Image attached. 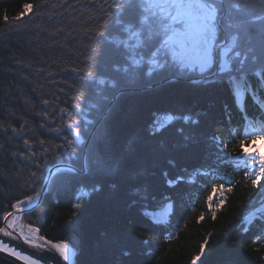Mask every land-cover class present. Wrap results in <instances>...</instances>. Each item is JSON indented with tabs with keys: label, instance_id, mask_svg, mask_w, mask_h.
<instances>
[{
	"label": "trees",
	"instance_id": "trees-1",
	"mask_svg": "<svg viewBox=\"0 0 264 264\" xmlns=\"http://www.w3.org/2000/svg\"><path fill=\"white\" fill-rule=\"evenodd\" d=\"M102 3L103 0L96 4L87 0H0V144L4 145L0 148V218L12 211L10 204L17 198L32 194L24 186L32 171L37 172L33 188L40 193L53 165L78 163L75 157L69 161L61 155L64 150L54 145L64 141L49 131V127H62L61 121L68 119L59 111L64 107L73 112L83 131L82 142L73 145L76 155L87 156L92 148L94 155L103 156L106 136L111 137L117 150H124L133 134L137 136L136 152L123 175L85 173L66 189L47 185L39 206L20 215V224L39 228L38 235L53 242L70 241L77 245L73 249L75 264H189L205 237L208 242L201 257L203 264H264V212L257 211L262 208L260 189L245 185L243 167L234 170L223 162L213 163L218 170L216 176L196 175L201 166H207L208 152L214 151L206 143L207 135H217L231 144L234 141L230 133L239 138L236 134L242 135L245 127H259L258 118L264 115L259 111L264 89L254 101L250 92L230 89L226 81L211 88L188 82L198 79L195 73L191 79L172 83H164L159 77L147 78L150 82L144 86L117 93L114 107L113 103L104 102L98 108L92 99H85L81 101L82 111L76 113L70 97L77 91L88 97L89 90L82 74L66 69L95 67L97 81L103 79L109 84L115 74L110 68L101 67L105 53L96 42L99 38L84 31L89 25L95 26L92 21H85L95 14L93 8ZM250 3L257 8L262 6L260 0ZM25 4L35 7L17 20L24 13ZM250 85L256 88L258 80L250 78ZM238 93L245 97L242 108L236 104ZM44 99L49 100L47 106L41 103ZM109 108L112 111L102 131L98 115ZM245 112L250 122L244 119ZM184 115L200 120V124L175 119ZM156 121L162 127L153 133ZM22 123V135L11 132V127L19 130ZM189 134L193 135V142L185 140ZM24 139L30 141L31 149L24 145ZM41 139L45 140L44 145L39 144ZM44 147L49 152L40 156ZM33 151L37 156L30 155ZM14 152H24L25 157L13 156ZM45 159L48 165L37 169L36 164H43ZM178 177L184 179L175 187L170 186L168 181ZM219 177L232 181L233 192L227 194L225 205L213 220L206 201L211 196L215 203L217 194L212 191V183L219 184ZM93 187L100 190L92 192ZM145 188L149 193L146 198L136 195ZM77 196L81 198L80 208L73 214L71 205ZM133 200L137 202L132 204ZM173 202L174 211H169L167 226L158 227L144 215L146 211L162 213V206ZM200 213L205 218L197 223ZM255 213L256 218L247 221ZM2 223L0 219V227ZM142 232L144 236L140 235ZM169 232L176 238L170 239ZM145 237L151 240L141 243Z\"/></svg>",
	"mask_w": 264,
	"mask_h": 264
},
{
	"label": "snow or ice",
	"instance_id": "snow-or-ice-1",
	"mask_svg": "<svg viewBox=\"0 0 264 264\" xmlns=\"http://www.w3.org/2000/svg\"><path fill=\"white\" fill-rule=\"evenodd\" d=\"M97 2L98 0H87L89 4ZM260 3L262 6L257 8L250 3V0H111V3L109 0H103L99 8H93L92 11L95 14L88 16L85 21V23L92 21L95 26L89 25L84 31L99 38L96 42L103 46L105 53L101 67L110 68L115 74L111 77L112 84H109L103 79L97 81L98 72L95 67L66 69L78 75L82 74L89 90L88 97L80 91H77L74 97H70L74 101L71 105L72 109L80 113L81 101L85 99H92L98 108L104 102L113 103L114 107L117 93L123 94L125 91L144 86L146 82H150L147 78L159 77L164 83H172L181 78L191 79L193 73L198 76V79H192L194 84L211 88L226 81L230 89L250 92L253 100H257L261 89H264V0H260ZM34 7L32 4H25L24 13L16 19H22ZM60 31L63 29H57V32ZM55 34L52 33V35ZM113 64L116 67H112ZM214 66L215 71L212 70ZM252 77L258 80L256 88L250 85ZM41 103L47 106L49 100L44 99ZM59 111L68 119L61 121L62 127H49L50 132L60 136L64 141L54 147L63 149L62 156L66 155L69 161L75 157L78 163L75 166L69 163L65 167L59 164L53 165L55 172L49 171V176L46 178L47 185L60 190L66 189L76 177L85 173L98 176L125 173L136 152L137 136L135 134L128 138L124 150H117L111 137L106 136L103 156L94 155L92 148L89 149L87 156L76 155L73 145L81 143L83 135L80 122L74 118L73 112L68 108L62 107ZM111 111L112 108L99 112L98 119L102 125V131L105 130ZM225 111L230 117L227 109ZM259 111L264 113V102L259 105ZM43 118L48 119L46 108ZM175 119H181L193 125L200 124V120L192 119L188 115L175 117ZM244 119L249 121L246 112ZM258 124L259 127L254 128L251 134L245 127L242 135L236 134L239 138H235L230 133V139L234 141L231 144L228 141H222L217 135H207L206 143L214 151L208 152L207 166H201L196 175L216 176L218 170L213 167V163L223 162L232 166L234 170L243 167L242 179L245 185H250L253 190L260 189L262 205L260 211L264 212V154L254 147L258 141L264 140V115L258 118ZM40 127L43 128L44 125L41 124ZM161 127L160 121L154 122L152 132H160ZM24 129L25 124L22 123L19 130L11 127V132L20 136ZM184 138L189 142L194 140L192 134ZM23 143L31 149L32 144L28 139H24ZM39 144L44 145L45 140H39ZM3 147L4 145L0 144V148ZM237 150H239L238 155ZM48 152L49 148L44 147L39 155L43 156ZM12 155L22 159L25 157L24 152H14ZM30 155L37 156V153L33 151ZM48 163L49 161L45 159L43 164H36V168L42 169ZM36 177L37 172L32 171L24 182V186L31 189L32 194L17 198L10 204L12 211H6L0 218L4 224L0 227V236L7 238L0 240V253L22 260L25 264H40L39 259L22 255L11 244L12 240H22L29 246L52 251L64 264H75L73 257L76 253L73 249L77 245L70 241L53 242L39 236V228L20 224V213L34 211L39 206L40 193L33 188ZM183 179L178 177L177 180L168 181V183L175 187ZM219 179L221 180L219 184L212 183V191L217 194L215 203L213 204L211 196L206 201L208 213L213 220L225 205L228 199L227 194L233 192L231 180L225 181L223 177ZM225 183L228 184L227 187ZM99 190L97 187L91 189L92 192ZM148 194L146 188L136 193L142 198H146ZM80 199L77 196L71 205L73 214L80 208ZM136 202L133 200L132 204ZM162 207L164 208L162 213L147 211L144 213L158 227L167 226L170 223L167 213L168 209L174 211V202L165 203ZM204 218V213H200L196 217V222L200 223ZM69 223L73 222L69 221ZM180 231H183V228ZM140 235L145 234L142 232ZM169 238L175 239V234L169 232ZM150 240L151 237H145L141 243ZM207 242L205 237L204 242L199 245L198 254L191 257L189 264H197L198 261L203 264L201 257L205 254Z\"/></svg>",
	"mask_w": 264,
	"mask_h": 264
},
{
	"label": "water",
	"instance_id": "water-1",
	"mask_svg": "<svg viewBox=\"0 0 264 264\" xmlns=\"http://www.w3.org/2000/svg\"><path fill=\"white\" fill-rule=\"evenodd\" d=\"M188 82H192V81L189 80ZM60 166L65 167L67 165H60ZM50 170L52 172H55L54 167H52ZM49 171L47 173L46 178L49 176ZM46 187H47V183L45 179L40 195L38 197L39 204L42 201L46 193ZM29 212H32V211H25V212L20 213L19 215L26 214ZM2 239H7V238L0 236V240ZM11 244L14 245L16 250L20 251L22 255H30L31 258L33 259H39L40 264H64V262L58 257V255L53 253L52 251L29 246L27 244H24L22 240H12ZM0 264H25V262L22 260H16L15 258H12V257H7L5 254L0 253Z\"/></svg>",
	"mask_w": 264,
	"mask_h": 264
},
{
	"label": "rangeland",
	"instance_id": "rangeland-1",
	"mask_svg": "<svg viewBox=\"0 0 264 264\" xmlns=\"http://www.w3.org/2000/svg\"><path fill=\"white\" fill-rule=\"evenodd\" d=\"M187 81H189V80H187ZM238 97H239V96H238ZM239 98L241 99V97H239ZM252 130H253V129H248L249 134H251ZM254 147L257 148V149H259V150L261 151V153L264 154V144L262 143V141H258ZM260 209H261V208H260ZM260 209L257 210V211H258V212H261ZM169 211H170V209H168L167 216H168V214H169ZM163 212H164V211H163ZM254 218H256V213L250 215L249 218L247 219V221L250 222V221H251L252 219H254ZM26 231H27V229L25 228V232H26Z\"/></svg>",
	"mask_w": 264,
	"mask_h": 264
}]
</instances>
